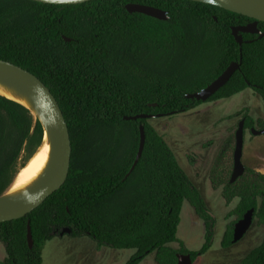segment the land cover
Segmentation results:
<instances>
[{
	"label": "trees",
	"instance_id": "trees-1",
	"mask_svg": "<svg viewBox=\"0 0 264 264\" xmlns=\"http://www.w3.org/2000/svg\"><path fill=\"white\" fill-rule=\"evenodd\" d=\"M131 4L160 9L169 20L130 14ZM253 22L190 0H94L72 6L0 0V60L32 73L50 89L65 115L73 150L62 189L26 218L0 224L8 255L4 264H43L44 246L66 229L72 238L90 237L99 249L136 251L127 264H141L154 253L157 264H178L179 255H190L195 263L207 254L217 219L201 192L150 120L124 118L195 110L204 103L187 96L202 92L241 60L240 70L209 102L251 88L264 102V36L244 34L241 53L232 33ZM259 29L264 35V23ZM243 120L245 131L264 129L248 111ZM141 126L146 145L132 172ZM43 138L42 124L28 109L0 96V197ZM225 154L214 167L213 181L224 186L228 204L239 200L232 213L237 219L222 241L230 249L235 226L247 213L254 210V220L264 226V174L246 168L232 183L234 164ZM186 201L205 224L206 242L196 252L177 237ZM174 243L180 249L170 246ZM242 264H264V239Z\"/></svg>",
	"mask_w": 264,
	"mask_h": 264
},
{
	"label": "rangeland",
	"instance_id": "rangeland-1",
	"mask_svg": "<svg viewBox=\"0 0 264 264\" xmlns=\"http://www.w3.org/2000/svg\"><path fill=\"white\" fill-rule=\"evenodd\" d=\"M248 111L258 124L264 123V102L254 89L229 100L205 102L199 108L187 113L170 115L150 120L154 128L163 136L175 153L181 168L204 197L208 208L217 219V231L213 248L193 264H242L243 260L264 239V226L254 220L246 236L230 249L222 247V241L229 225L237 216L232 213L239 200L228 204L223 196L224 186H216L213 170L223 152L233 161L236 148V133L245 112ZM257 131L261 127L257 125ZM243 164L258 171L264 168V135H254L245 131ZM259 172V171H258ZM206 230L203 220L193 206L186 201L181 214L178 240L196 252L204 246ZM180 249L179 243L170 245ZM134 250L98 248L90 237L72 238L70 234L55 238L44 246L43 264H127L135 255ZM8 259L4 243L0 239V264ZM141 264H157L155 253Z\"/></svg>",
	"mask_w": 264,
	"mask_h": 264
},
{
	"label": "water",
	"instance_id": "water-1",
	"mask_svg": "<svg viewBox=\"0 0 264 264\" xmlns=\"http://www.w3.org/2000/svg\"><path fill=\"white\" fill-rule=\"evenodd\" d=\"M46 5H58V6H72L82 5L94 0H30ZM199 3H204L219 7L226 11L248 17L254 22L241 27L232 28L233 36L241 47V53H243V45L246 43L244 40V34L260 35L262 38L264 35L259 29V24L264 23V0H190ZM130 14H142L151 18L158 19L160 21H168L169 15L160 9H156L149 6L131 4L126 7ZM67 42H71L70 39H66ZM241 63H233L224 74L212 83L208 88L200 93L188 95L187 98L191 100H197L200 102H209L213 96H215L222 88H224L232 79V77L240 70ZM0 79L9 80L15 83L22 92H24L39 108L44 116V120L37 117L30 109H28L33 117L40 121L44 130V138L41 146L37 149L34 156L29 160L25 167H23L16 175L13 183L6 191V193L0 197V224L17 221L26 218L28 215L40 208L51 196L57 193L66 184L71 168L72 161V141L70 130L63 113V110L57 101L56 97L52 94L50 89L35 75L32 73L12 64L0 60ZM7 99V98H6ZM9 100V99H8ZM14 102V101H13ZM19 104V103H18ZM21 105V104H20ZM156 107V105H155ZM163 115L158 117L139 115L136 117H125V121H138V120H152L155 118H162ZM141 143L140 150L136 160V163L132 169L135 170L136 166L140 162L145 145H146V132L144 126H141ZM50 134L56 145L57 159L53 164L52 169L47 175L46 179L41 185L33 191L29 196L21 201L9 202L5 200L6 195L16 183L22 171H24L30 165L31 161L37 156L38 152L46 141L47 134ZM254 135H264V129L257 131L252 130ZM245 145V120L241 121L239 129L236 133V149L234 154V172L232 176V183H235L246 172V167L243 164V152ZM255 211L252 210L245 215V217L239 221L235 226V239L234 243H238L242 240L248 231L252 228L254 223ZM71 234L70 229H66L61 233V236ZM28 243L31 249L34 248V239L32 228L29 223L28 226ZM178 264H193L192 257L190 255H179Z\"/></svg>",
	"mask_w": 264,
	"mask_h": 264
},
{
	"label": "bare ground",
	"instance_id": "bare-ground-1",
	"mask_svg": "<svg viewBox=\"0 0 264 264\" xmlns=\"http://www.w3.org/2000/svg\"><path fill=\"white\" fill-rule=\"evenodd\" d=\"M0 96L24 105L37 117L44 120V116L37 105L24 92L18 89L15 83L9 80L0 79ZM56 159L57 149L55 141L48 133L46 141L37 156L31 161L28 168L22 171L18 180L6 195L5 200L9 202H17L29 196L46 179Z\"/></svg>",
	"mask_w": 264,
	"mask_h": 264
},
{
	"label": "crops",
	"instance_id": "crops-1",
	"mask_svg": "<svg viewBox=\"0 0 264 264\" xmlns=\"http://www.w3.org/2000/svg\"><path fill=\"white\" fill-rule=\"evenodd\" d=\"M258 171H259V173L264 174V168H260ZM258 171H257V172H258Z\"/></svg>",
	"mask_w": 264,
	"mask_h": 264
}]
</instances>
